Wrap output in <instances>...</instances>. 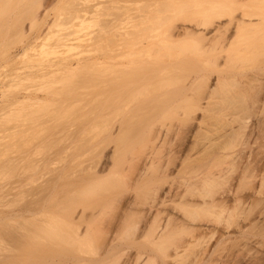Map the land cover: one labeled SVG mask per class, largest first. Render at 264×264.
<instances>
[{"label":"bare ground","instance_id":"obj_1","mask_svg":"<svg viewBox=\"0 0 264 264\" xmlns=\"http://www.w3.org/2000/svg\"><path fill=\"white\" fill-rule=\"evenodd\" d=\"M27 1L15 0L14 11L25 9L31 21L29 31L21 26L25 31L20 33L32 32L20 55L28 58L21 69L27 73H19L17 80L21 81L14 86L22 96L5 103L7 111L3 106L5 116L9 115L7 122L14 117L21 126L14 136L20 139L19 146L13 144L18 168L10 162L3 167L7 172L19 170L18 175L12 173L20 177L16 184L20 198L3 204L4 209L10 208L9 214L0 213V264H167L168 259L185 264L191 257L199 263L203 252H195V247L200 248L210 233H217L213 225L220 223L228 203L246 199V178H254L253 165L264 161V97L262 100L257 95L264 88V16H256L261 22L253 24L255 28L245 25L253 16H242L240 21L237 16L231 20L226 17L231 29L221 23L224 16L212 15L225 6L243 4L242 0H182L179 10L186 7L212 33L201 42L197 34L192 38L198 41L185 34L187 40L181 42L185 35L182 38L180 32L164 29V21L167 25V20L178 16H157L163 19L161 39L156 30L162 21L155 22V16H139L137 21L134 16H110L106 9L112 18L102 15L109 19L102 23V5L94 10L97 16H86L91 7L83 8L82 2L87 0H72L71 7L65 4L68 8L60 7L59 12L54 7L58 0ZM113 3L110 6L114 7ZM53 10L54 16H49ZM8 11L10 14V8ZM116 12L120 15L123 11ZM87 30L91 32L87 34ZM82 31L86 36L80 34ZM188 37L196 43L187 45ZM178 42L186 45L177 46ZM28 52L35 57L29 58ZM154 55L163 63L152 60L161 64L153 69V75L150 67L142 69L139 64L146 65ZM141 58L148 59L142 62ZM219 60L229 71L209 86L211 73L216 71L212 68ZM106 63L114 68L112 73L124 68L119 71L122 75L116 72V77L112 73L114 78L110 77L111 67ZM134 65L139 70L132 69ZM105 66L108 68L102 70ZM170 66L181 72L173 69L174 73H169ZM245 71L260 73L251 77ZM94 74L100 76L95 80ZM111 144L114 152L108 155ZM244 161L250 162L249 166L253 161L255 164L247 169L249 174L244 170L248 177L241 175L234 184V173ZM173 177L184 183L180 179L174 182ZM37 181L45 188L41 193L35 187ZM31 186L34 188L28 191ZM190 189L199 194L190 195ZM30 193L35 196L31 202L27 201ZM1 194L0 199L6 201ZM184 195L191 200L199 195L200 199L186 203L195 204L191 209L184 203L183 208L181 202L188 199ZM176 197H182V209L174 201L184 209L185 213L179 212L182 218L164 211L168 203L174 206ZM5 227L21 236V242L15 244L19 248L10 249L15 240L5 241ZM188 234L191 239L186 241ZM14 248L24 256H6L13 254Z\"/></svg>","mask_w":264,"mask_h":264},{"label":"rangeland","instance_id":"obj_2","mask_svg":"<svg viewBox=\"0 0 264 264\" xmlns=\"http://www.w3.org/2000/svg\"><path fill=\"white\" fill-rule=\"evenodd\" d=\"M29 1H31V0H28L27 2L29 3ZM44 1V0H43ZM86 1V0H85ZM88 2H82V4H84L83 5V8H87V7H94V9L92 10L91 8L88 10V14L86 15V16H94L95 14H96V12L94 11L95 10V8L96 7H100L101 5H102V7H104V8H99V10H101V12H102V10H103V12H102V14L100 15V14H98V15H100V16H107L108 18L110 17V16H131V17H133L134 16V20L136 19L137 21L139 20V16L141 17V16H155V17H152V19L156 22V21H158L159 22V20L160 19H158L157 18V16H180L179 17V19H178V17H175L174 19H170V20H167V23H169V24H167L166 25V22L164 21V26H163V19H162V17H161V20H160V22L162 21V23L160 24V26L161 27H159V25H158V29H160V30H156V32H158V35L160 34L161 36H158L159 38H161V39H163V30L165 29V30H167V29H169V31H174L175 30V33L176 32H180L181 34H182V38L184 37V35L185 34H187L191 39H193L192 38V36H194V35H196L197 37H199L198 39H199V42H201L202 40H203V38L204 37H206L207 35H209L210 33H212V32H208L207 31V29L202 25V24H200L201 22L200 21H198V17L196 18V17H194V16H197V15H194V13L193 14H190V12L191 11H188V9H184V8H186V7H184L183 6V8L181 9V7H180V10H179V8H178V6H180V5H182V4H180L181 2L180 1H182V0H179V3H177L178 2V0L176 1V0H172V2H171V0H169V2H168V0L165 2V0H161V2H160V0H114V1H110V0H94V3H93V0H92V3H90L89 2V0H87ZM98 1H99V3H98ZM144 1H146V2H144ZM176 1V2H175ZM16 2H18V0H16ZM15 2V0H2V2H1V9H2V12H1V9H0V189H4V190H2V192H1V190H0V196L2 195L1 193H3V198H6V201H3V200H1L0 199V213L1 212H7V214H9L10 213V210H8V209H10V208H8V207H5L6 209H4V205L3 204H6L7 202H9V201H13V199H15V198H17V200H18V198H20V195L18 196V194H20V193H18V189L16 188L18 185H16V184H18V182H19V180H17V178L18 179H20V177H18L17 175L19 174V170L18 171H14V170H17L16 168L12 171V172H14V174L15 173H17V175H14V177H13V173L12 172H7L6 170H4V166L5 165H7L8 164V162H10V163H13L12 165L14 166V167H17L18 168V163H16V162H18L17 161V157H18V155L16 154L17 153V151H14V150H17V147L19 146V142H20V139H19V141H17L18 139L16 138L17 137V134H15L16 132H18L19 130H20V128H21V126L20 125H18L17 123V121L18 120H16L15 122L13 121V120H15V118L13 117V116H11V117H13V120L11 119V121H10V123L9 122H7V120L9 119L8 117H9V115H8V117H7V115L5 116V110L7 111V109H9V108H7V107H5V103H6V105L7 104H9V102L10 101H12L13 102V100L15 101V99L17 100V99H19V98H21V96H22V92H21V90L19 89H17V88H15L14 86L15 85H17L18 83H19V81H21V80H17V79H19V73H21V75L22 76H24V74L25 73H27V72H23V68H24V64L27 62V56L25 57V58H20V57H22V56H20L22 53H23V49L25 48V44L27 43V42H29V39L30 38H32V32H26V34H21L20 35V33L22 32V30L21 29H24V28H27V27H29V24H28V22L29 23H31V21H29L28 19H30V14H28V12H26V10L24 9V11H25V13H24V11H22L23 9H20V11L18 10V8H17V10L18 11H16L17 12V14H16V12L14 13V11L16 10V6H17V3ZM59 2H62V3H59ZM66 2V3H65ZM72 2V0H58L56 3H55V8L58 10L57 12H59L60 11V7H62L61 9H63V7L64 8H68V7H66V5H68V4H70L69 6L71 7V4L73 3H71ZM80 2V1H79ZM113 2H116V4H114ZM124 2V3H123ZM128 2V3H127ZM133 2V3H132ZM174 2V3H173ZM242 2H243V4H239V5H237V6H235L234 4H232L231 6L229 5V6H225L224 8H222V9H218L217 11V13H214L212 16H224V18H221L222 20H221V23H223L224 24V22H225V24H227V26L229 27V28H231L232 29V25H231V27H230V25H229V23H230V21L228 20L229 18H230V20H231V16H234V18L236 19V20H238V21H240V19H242V18H240V17H242V16H253L252 17V19L251 18H248V21H246V19L247 18H243V19H245V20H243V21H246L245 22V25H248V24H250L249 26H254L253 24H260V19H259V17H256V16H264V0H242ZM88 3H90L89 5H88ZM104 3V4H103ZM109 3H113V5H114V7H112V6H110V5H112V4H109ZM131 3V4H130ZM164 3V4H163ZM6 4V5H5ZM60 6H59V5ZM65 6H64V5ZM96 4H98V6L96 5ZM124 6H123V5ZM128 4V5H127ZM130 4V5H129ZM135 4V5H134ZM168 4H172L173 6H175L176 4H177V7L175 8V9H177V10H179V11H177V10H175V9H173V6L171 5V7L170 8H167L166 6L168 5ZM57 5H58V7H57ZM86 5V6H85ZM94 5H96V6H94ZM106 5V6H105ZM147 5V6H146ZM164 5H165V7H164ZM80 7L82 6V5H79ZM108 6V7H107ZM111 7V8H110ZM116 7V8H115ZM131 7V8H130ZM10 8V11H11V13L13 12V15H11V13L9 14L8 12V9ZM55 8H54V10H55ZM115 8V9H114ZM117 8H119V9H117ZM122 8H124V9H122ZM140 8V9H139ZM174 10H172V9ZM14 9V10H13ZM111 11L109 14H108V11ZM112 9V10H111ZM137 9H139V10H137ZM166 9V10H165ZM167 9H171V10H169V11H167ZM5 10H7V12H6V14H5ZM54 10L53 11H51V12H53V13H51L50 12V14H49V16H54V14H55V12H54ZM105 10H106V12L107 13H105ZM113 10H114V12H113ZM127 10H128V12H127ZM149 10V11H148ZM190 10V9H189ZM22 11V12H21ZM93 11V12H92ZM115 11H117L116 13H121V11H123L120 15L119 14H115ZM144 11V12H143ZM147 11H148V13H147ZM170 11H172V12H170ZM192 11H193V9H192ZM95 12V13H94ZM100 12V13H101ZM130 12V13H129ZM137 12H139V13H137ZM178 12V13H177ZM194 12V11H193ZM113 13V14H112ZM143 13V14H142ZM192 13V12H191ZM3 14V15H2ZM10 16H9V15ZM22 14V15H21ZM57 14V13H56ZM110 15V16H108V15ZM131 14V15H130ZM140 14V15H139ZM144 14H147V15H144ZM243 14H245V15H243ZM246 14H248V15H246ZM7 15V16H6ZM15 15H17V17L15 16ZM25 15V16H24ZM27 15V16H26ZM83 15V14H82ZM15 16V17H14ZM56 16V15H55ZM85 16V15H84ZM96 16H97V14H96ZM102 16V17H103ZM189 16V18H187ZM200 16V15H199ZM5 17V18H4ZM107 17H103L102 19L100 18V21H102V23H105V22H108L107 20H109L110 18H112V17H110L109 19L107 18ZM143 17V18H144ZM191 17H192V19H191ZM226 17H229V18H226ZM254 17H256L255 19H254ZM4 18V19H3ZM107 18V19H106ZM193 18H195V19H193ZM218 18V17H217ZM217 18H216V23L218 22V20H217ZM240 18V19H239ZM141 19V18H140ZM175 19H177V20H175ZM18 20H20V21H18ZM106 20V21H105ZM182 20H184V22L182 21ZM194 20V21H193ZM215 20V19H214ZM253 20V21H252ZM2 21V22H1ZM7 21V22H6ZM103 21H105V22H103ZM193 21V22H192ZM196 21V22H195ZM219 21H220V17H219ZM242 21V20H241ZM21 22V23H20ZM159 22V23H160ZM172 22V23H171ZM175 22V23H174ZM198 22H200V23H198ZM2 23V24H1ZM8 23V24H7ZM23 23V24H22ZM197 23H198V25L200 26V25H202V28H201V26L200 27H198L197 26ZM248 23V24H247ZM252 23V24H251ZM25 24V25H24ZM194 24V25H193ZM217 24H220V22H218ZM222 24V25H223ZM255 24V25H256ZM10 25V27H8ZM14 25V26H13ZM17 25V26H16ZM169 25H170V27H169ZM175 25V26H174ZM177 25V26H176ZM179 25H181V26H179ZM193 25V26H192ZM20 26V27H19ZM21 26L23 27V26H25L24 28H21ZM197 26V27H196ZM163 27H164V29H163ZM174 27H176V28H174ZM182 27V28H181ZM194 27L196 28V29H194ZM256 26H254V28H255ZM249 28V27H248ZM93 29V28H92ZM91 29V30H92ZM95 29V28H94ZM98 28L96 27V30H97ZM184 29V30H183ZM192 29H194V30H192ZM205 29V30H204ZM212 29H214V27L213 28H210L209 29V31H213ZM16 30H18V31H16ZM27 30L29 31V28H27ZM95 30V31H96ZM181 30H183V31H185V32H182ZM198 30V31H197ZM200 30V31H199ZM24 31H25V29H24ZM86 31V30H85ZM81 32L80 34L81 35H84V36H86L85 34H86V32ZM88 31V33L87 34H89L90 32H89V30H87ZM94 31V30H93ZM160 31V32H159ZM187 31V32H186ZM196 31V32H195ZM189 32V33H188ZM194 32V33H193ZM201 32V33H200ZM203 32H205V33H203ZM6 33V34H5ZM9 33V34H8ZM17 33V34H16ZM24 33V32H23ZM83 33H85V34H83ZM184 33V34H183ZM200 33V34H199ZM207 33H209V34H207ZM207 34V35H206ZM20 35V36H19ZM187 35H185V39H180V41L182 42V41H184V40H187ZM200 35H202V36H200ZM217 35V34H216ZM4 36V37H3ZM21 36H23L22 38H21ZM204 36V37H203ZM209 36H211V34L209 35ZM27 37V38H26ZM157 37V39L159 40V38ZM188 37V41H185L186 43H187V45H193L194 43H196V41L195 40H197V37L196 38H194L195 40V42L193 41V40H191V41H193L194 43H192V42H189V38ZM202 37V38H201ZM5 40H4V39ZM84 39V38H83ZM157 39H155V40H157ZM20 40V41H19ZM23 40V41H22ZM198 41V40H197ZM6 42V43H5ZM21 42H23V43H21ZM179 43V45L177 44V46H183L184 44L182 43L181 45H180V42H178ZM189 43H191V44H189ZM81 44V43H80ZM79 44V45H80ZM109 44H111V43H109ZM76 46V48L78 47L77 45V43L75 44ZM114 46V44L112 43L111 44V46L109 45V47H111V48H113V46ZM186 45V44H185ZM7 46V47H6ZM3 48V49H2ZM79 48V47H78ZM2 49V50H1ZM80 49H82V47H80ZM114 49V48H113ZM8 51V52H7ZM78 51V49H75L74 50V52H77ZM80 51V50H79ZM5 52V53H4ZM156 52V51H155ZM154 51H153V53H155ZM3 54V55H2ZM30 54V55H29ZM31 54H33V53H30V52H28V55L30 56H28L29 58H34L35 56L34 55H32L31 56ZM156 55V54H155ZM154 55V57H152L151 56V58H150V61L148 60L147 61V59L148 58H141V60H142V62H144L145 60L147 61V62H149V63H146V65H145V63H144V65L143 64H139V68H142L143 69V67H146V68H152V70H150V68H149V71L154 75V73L155 72H153V69L155 68H158V67H156V66H158L159 65V67H161V64L163 63L162 61V58H161V60H160V58H156V56ZM7 56V57H6ZM34 56V57H33ZM4 57V58H3ZM20 58V59H19ZM18 60V62H17V60ZM22 59V60H21ZM145 59V60H144ZM153 59H156L155 61H157L158 59H159V61L158 62H160L161 64H156V63H154L153 64ZM3 60V61H2ZM25 60V61H24ZM145 61V62H146ZM223 60H219V63L218 62H216V65L214 66L215 68H212L213 70L215 69L216 71H213L214 73H211V78H210V84H208L209 86L210 85H213V84H215V82H217L216 81V79L217 78H219V75L221 74H225V72H227V71H229V67H228V65L226 66V64H225V62L223 63L222 62ZM113 61H109V64L110 65H112L113 63H112ZM153 64H151V63ZM157 62V63H158ZM13 63V64H12ZM217 63H218V65H217ZM23 64V65H22ZM106 64H108V63H106ZM108 64V65H109ZM165 64H167V63H165ZM10 65V66H9ZM22 65V66H21ZM109 65V66H110ZM142 67H141V66ZM164 65V64H163ZM162 65V66H163ZM175 65V64H174ZM224 65V66H223ZM6 66V67H5ZM21 66V67H20ZM103 66H104V64H103ZM135 66V65H134ZM134 66H132V69L134 68L135 70L136 69H138L139 70V68H137L136 66L134 67ZM148 66V67H147ZM219 66V67H218ZM261 66H263V65H261ZM111 67V66H110ZM172 67V68H171ZM218 67V68H217ZM227 67V68H226ZM105 68H108V66L106 67H103L102 68V70L103 69H105ZM112 68V67H111ZM110 68V69H111ZM170 68L173 70V69H175V71L176 72H181V70L180 69H177V70H180V71H177L176 70V67L174 68L173 66H170ZM169 68V69H170ZM178 68V67H177ZM21 69H23V70H21ZM110 69H108L109 71H108V73H109V75H111V73L113 72L112 70L114 69V68H112L111 70ZM121 69V68H120ZM115 70V72L114 73H112L113 74V76L115 75V77L118 75V74H115L116 72L117 73H119V76H121L122 74H120V72L119 71H121V70H124V68H122L121 70ZM154 69V70H155ZM168 69V70H169ZM18 70V71H17ZM19 70H20V72H19ZM127 70H129V69H127ZM169 71V73L170 72H173L174 73V70L173 71ZM15 71V72H14ZM22 71V72H21ZM222 73H221V72ZM18 74H17V73ZM220 72V73H219ZM224 72V73H223ZM246 72V71H245ZM15 73L17 74L16 75V78H15ZM100 73V72H99ZM108 73H107V75L105 76V79L107 78V76H109L108 75ZM247 74L249 73V74H251V75H249V76H251V77H253L254 75H256V74H254V73H260V72H246ZM151 74V75H152ZM182 74V73H181ZM180 74V75H181ZM183 74L185 75V73L183 72ZM183 74L181 75V76H183ZM6 75V76H5ZM21 75H20V77H21ZM98 75L99 74H97V76H96V74H94L93 76H94V78H93V76H92V78L93 79H97L98 78ZM213 75V76H212ZM13 76V77H12ZM17 76H18V78H17ZM100 76V75H99ZM112 75L110 76V77H113ZM257 76V75H256ZM10 77V78H9ZM109 77V78H110ZM258 77V76H257ZM257 77H256V79H257ZM114 78V77H113ZM21 79H24V78H21ZM103 77L101 78V80L102 81H104L105 80ZM108 79V78H107ZM112 79V78H111ZM259 79V78H258ZM6 80V81H5ZM18 83H17V82ZM24 81V80H23ZM257 83H258V81H256ZM256 82H254L255 84L254 85H256L257 83ZM11 83V84H10ZM17 83V84H16ZM25 83H27V81H24L22 84H25ZM109 83V82H108ZM112 83L114 84V79H113V82L111 81V83H109V85H111L112 86ZM9 85V86H8ZM26 85V84H25ZM103 85V86H102ZM101 86H102V88H104V85H105V87H106V83L105 84H102ZM4 86V87H3ZM11 86H13V88L11 87ZM212 87H214V86H212ZM6 88V89H5ZM3 89H4V91H3ZM264 89V88H263ZM259 90V91H257L258 93H257V95H258V97H260V99H262L263 100V97H264V90ZM12 90V91H11ZM2 91H3V93H4V95H3V93H2ZM7 92H9V93H7ZM11 94V95H10ZM13 95V96H12ZM20 95V96H19ZM6 96H8V97H6ZM18 97V98H17ZM6 99V100H5ZM6 108V109H4V107ZM3 109H4V111H3ZM3 113V114H2ZM7 113V112H6ZM9 114V113H8ZM5 117H6V120H5V122H7V123H5V122H3L4 121V119H5ZM13 121V122H12ZM62 121H64V120H62ZM17 122V123H16ZM20 122V121H19ZM14 123V124H13ZM8 126H7V125ZM20 124V123H19ZM13 126V127H12ZM14 126H16V127H14ZM19 127V128H18ZM5 128V129H4ZM18 128V130H16ZM9 129V130H8ZM11 129V130H10ZM16 131H15V130ZM10 131H12V132H10ZM9 132V134L7 135V133ZM12 133H14L13 135H12ZM10 135H12L13 136V138L10 136ZM226 135H228V133L226 134ZM9 136L12 138V139H10L9 138ZM14 136H16V137H14ZM8 138V139H7ZM16 138V139H15ZM19 138V137H18ZM6 139V140H5ZM12 141H10V140ZM7 140H9V141H7ZM6 141H7V143H6ZM219 141H221V140H218V142ZM8 142H9V144H8ZM11 143V144H10ZM261 143H263L264 144V142H261ZM6 144V145H5ZM9 145V147L8 148H10L11 149V147H12V149L10 150H8V148H7V146ZM16 145L17 146V144H18V146L17 147H15L14 145ZM112 146V144L111 145H109L108 146V150H109V152L108 151H106V152H108V155H112V152H114V149H113V147H111ZM13 147H15L16 149H14ZM256 147V146H255ZM7 148V149H6ZM264 148V147H263ZM262 148V150H264ZM106 149V150H107ZM111 149V150H110ZM255 149H257V147L255 148ZM5 150H8V152L9 151H11V152H9L10 153V155H9V153L7 152V151H5ZM16 152V153H15ZM5 153H6V155H5ZM8 153V154H7ZM111 153V154H110ZM15 154V155H14ZM104 154H106V153H104ZM107 155V154H106ZM107 155V156H108ZM12 157V158H11ZM6 158V159H5ZM17 158V159H16ZM8 159V160H7ZM15 160V161H14ZM254 162V161H253ZM253 162H251L252 164H255V163H253ZM7 163V164H6ZM14 163H15V165H14ZM249 163L250 162H246V161H244L240 166V168H239V170H237L235 173H234V175H235V177H233V178H235V180H233V178H232V180L235 182L234 184H238L237 182H239L240 181V179L243 177V175L245 176L246 175V173H248V170L250 171V167H251V165L249 166ZM259 164H261V165H259ZM244 166V167H243ZM258 166V167H257ZM249 167V168H248ZM253 167H254V169L256 168V171H255V174H254V172L252 173V174H254L255 175V179L254 178H250V177H248V175H246L248 178H246V181H245V184L247 185V187L246 188H244V190L245 191H243L244 192V194H243V196L245 195V198L246 199H244V197L242 198L241 197V199H239L235 204H233L232 202L231 203H228V209H227V212L223 215V217L219 220L220 221V223L217 221V223H215V222H212L214 225H213V229H215V231L217 232V233H213V234H209V235H207V240H206V238L203 240L204 241V243H203V241H202V245L201 246H199L200 248H198V247H195V249H194V251L195 250H198V251H195V252H197V253H199L200 251H202L203 252V258L202 257H200L201 259V261L199 262V263H195L196 261H197V259L196 258H193V257H191V259H192V261L190 260V263L188 262V263H185V264H191V262L193 263V264H206V262H207V264H210L211 262V264H264V161H262V162H258L257 164H255V165H253ZM263 168V169H262ZM248 169V170H247ZM242 170V171H241ZM244 170L246 171L247 170V172L245 173V174H243V172H244ZM252 170V169H251ZM260 170V171H259ZM4 172H6V173H4ZM262 172V173H261ZM250 173V172H249ZM248 173V174H249ZM10 174V175H9ZM11 174H12V177H11ZM251 174V175H252ZM257 174V175H256ZM233 175V176H234ZM242 175V176H241ZM180 176V175H179ZM240 176H241V178H240ZM174 177H175V174H174ZM173 177V178H174ZM178 177V176H177ZM238 177V178H237ZM14 179V180H13ZM16 179V180H15ZM172 179V178H171ZM175 179V181L174 182H177L176 180H178V182H180V178H174ZM180 179V180H179ZM254 179V180H253ZM257 179V180H256ZM231 180V179H230ZM237 180H239V181H237ZM183 180H181V182L180 183H184V182H182ZM38 182H39V184H38ZM41 181H37V184H36V188H38L39 187V189H38V193H39V191H40V193H41V191L42 190H44L45 188H41L40 186L42 185L41 183H40ZM173 182V181H172ZM247 182V183H246ZM179 183V185H181ZM233 183V182H232ZM252 184H254V185H252ZM6 185V186H5ZM13 185H16V186H13ZM34 186H31V187H29L28 188V191H30V189H32V187L34 188ZM38 186V187H37ZM250 186H251V188H250ZM7 187V188H6ZM261 187V188H260ZM13 189H15L14 191H13ZM191 190V189H190ZM261 190H262V192H261ZM32 191V190H31ZM248 191H250V192H248ZM254 191V192H253ZM188 192H189V190H188ZM187 192V193H188ZM190 192H192V193H189L190 195L191 194H193L194 192H196V191H190ZM8 193V194H7ZM18 193V194H17ZM186 193V194H187ZM261 193V194H260ZM17 196H15V195ZM196 196H197V194H199V193H194ZM28 195V194H27ZM29 196V197H28ZM27 196V201H32L34 198H32V197H35V196H33V194L31 195V193L29 194ZM7 197H8V200H7ZM10 197V198H9ZM184 197V199L186 198L187 199V197H188V195L186 196V195H184L183 196ZM190 197L191 196H189L188 197V199L187 200H183L181 203L183 204H186V203H193L192 201L193 200H196V198H198V199H200L199 198V195H198V197H192V199L193 200H191L190 199ZM180 199H182V197H179V199H178V197H176L175 199H173L172 201H173V204H174V206H171V204L172 203H168V204H170L169 206H171V207H169V208H171V209H169L168 208V204H167V202H166V206L164 207V211L166 212V215L169 213L170 215H174V214H178V217H183V213H185L183 210H180V209H182V207L184 208V204H183V206L181 207V205H180ZM190 199V200H189ZM197 199V200H198ZM1 201H3V202H1ZM174 201H176V203H179L178 204V206H180L181 208L179 209L178 208V206H175V205H177ZM189 201V202H188ZM242 201V202H241ZM245 201V202H244ZM171 202V201H170ZM191 204H186L187 205V207L189 208L190 207V209H191V207L193 206V205H195V204H193V205H191ZM238 204V205H237ZM2 205V206H1ZM191 205V206H190ZM235 205V206H234ZM1 207H3V209H1ZM174 207H177V208H175L174 209ZM8 208V209H7ZM168 208V209H167ZM186 208V207H185ZM187 208V209H188ZM193 209V208H192ZM6 210H8V211H6ZM169 210V211H168ZM177 210H179L178 212H177ZM216 211L217 210H219V209H215ZM170 211H171V213H170ZM174 211H175V213H174ZM182 211V214L181 213H179V212H181ZM9 212V213H8ZM168 212V213H167ZM168 214V215H169ZM180 214V215H179ZM166 215L164 214V217H166ZM177 216V215H176ZM236 219V220H235ZM236 221V222H235ZM211 223V222H210ZM209 223V224H210ZM228 223H229V225H228ZM203 224H205L204 222H203ZM212 225V224H211ZM229 226H231V227H229ZM6 228V227H5ZM4 228V230H6V231H4V233H6V238H5V241H11V243H12V241L14 242V240H15V242L14 243H12L11 245H14V246H11L10 247V249L11 248H13V247H17V248H19L18 246H15V244H16V241H17V243L19 244L20 242H19V238H20V240L22 239L21 238V236L17 233V232H13V231H10V229L8 228V230H9V232H7L8 230H7V228L5 229ZM3 230V229H2ZM218 230V231H217ZM220 231V232H219ZM9 233V234H8ZM17 233V234H16ZM189 235V234H188ZM188 235H187V237L185 238V239H187L186 241H189L191 238H190V235H189V237H188ZM8 236H10V237H8ZM18 236V237H17ZM14 239H13V238ZM10 238V239H9ZM189 239V240H188ZM208 239H210V240H208ZM24 240H22V242H23ZM210 241V242H209ZM9 245L8 246H10V242H7ZM22 244H25V242L24 243H22ZM22 244H20V245H22ZM26 245V244H25ZM23 246V245H22ZM140 246L141 245H139V247H137V248H140ZM209 247H210V249H209ZM197 248V249H196ZM208 248V249H207ZM203 249V250H202ZM13 250V249H12ZM14 250H15V252L13 253V254H6V256H15V257H17V258H20V257H22V256H24V254L22 255L21 253H22V251L21 250H18V249H16V248H14ZM200 250V251H199ZM11 253V252H10ZM180 253H182V252H180ZM188 254H190L189 252H187ZM186 253V254H187ZM201 253V252H200ZM205 253V254H204ZM213 253V254H212ZM20 254H21V256H20ZM182 254H184V252L182 253ZM186 254H184V255H186ZM208 254V255H207ZM20 256V257H19ZM206 256V257H205ZM208 256V257H207ZM0 258H3V257H0ZM214 258V259H213ZM212 259V260H211ZM195 261V262H194ZM167 262V261H166ZM168 262H170L171 263V261L168 259ZM168 262H167V264H168ZM172 262H174V261H172ZM204 262V263H203ZM213 262H215V263H213ZM217 262V263H216ZM163 264H165V263H163ZM171 264H173V263H171ZM175 264V263H174ZM176 264H180V262H178V263H176ZM182 264V263H181Z\"/></svg>","mask_w":264,"mask_h":264}]
</instances>
